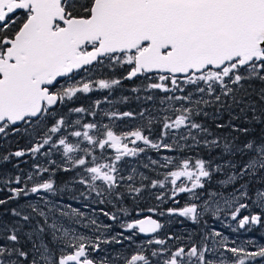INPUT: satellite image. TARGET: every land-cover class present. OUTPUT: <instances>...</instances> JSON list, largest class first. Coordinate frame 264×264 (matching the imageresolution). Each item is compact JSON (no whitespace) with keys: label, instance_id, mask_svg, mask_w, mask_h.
I'll return each mask as SVG.
<instances>
[{"label":"snow or ice","instance_id":"6c2138e0","mask_svg":"<svg viewBox=\"0 0 264 264\" xmlns=\"http://www.w3.org/2000/svg\"><path fill=\"white\" fill-rule=\"evenodd\" d=\"M262 241L264 0H0V264H264Z\"/></svg>","mask_w":264,"mask_h":264},{"label":"rangeland","instance_id":"374dc122","mask_svg":"<svg viewBox=\"0 0 264 264\" xmlns=\"http://www.w3.org/2000/svg\"><path fill=\"white\" fill-rule=\"evenodd\" d=\"M181 196L184 197L183 195H181ZM184 198H185V197H184ZM182 205H183V204H182ZM179 219H180V218H177V220H175V221L173 222V224L171 225L170 229H166V231H167V230L180 231V230H181V224L179 223ZM185 226H186V227H192V225H189V224H187V223H185ZM216 227L222 229V230L224 231L225 235H229V236H232V235H233L228 229H224V228H223V225H219V224H217ZM248 235L255 236L256 238L259 239V238H260L259 229H257L256 231H254L253 233H250V234H248V233L243 234L244 237H246V236H248ZM233 238H234V237H233ZM242 238H243V237H242ZM262 242H264V241H262Z\"/></svg>","mask_w":264,"mask_h":264},{"label":"trees","instance_id":"16d2710c","mask_svg":"<svg viewBox=\"0 0 264 264\" xmlns=\"http://www.w3.org/2000/svg\"><path fill=\"white\" fill-rule=\"evenodd\" d=\"M98 96H99V93H93V94H91V98H97ZM81 102L87 104L88 103V99L82 98ZM149 154L155 156V153H149ZM21 166L26 168L28 165L22 164ZM4 167L6 169H10L11 168V164H7ZM179 199H180V204L182 205L185 198L181 196ZM73 203H75V202H73ZM154 203H155V201L149 200V201H146V202L142 203L141 204V207L147 209V207L153 206ZM168 206H172V205L169 204Z\"/></svg>","mask_w":264,"mask_h":264}]
</instances>
